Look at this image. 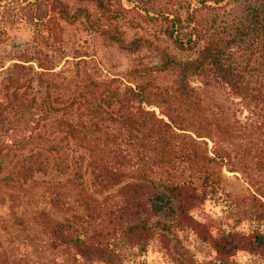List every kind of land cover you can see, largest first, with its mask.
<instances>
[{
	"label": "trees",
	"instance_id": "16d2710c",
	"mask_svg": "<svg viewBox=\"0 0 264 264\" xmlns=\"http://www.w3.org/2000/svg\"><path fill=\"white\" fill-rule=\"evenodd\" d=\"M0 4L36 30L24 47L0 57V129L24 142L17 149L0 139L7 187L25 190L43 180L56 206L73 199L93 219L114 197L110 223L125 244L145 252L157 232L195 225L192 211L206 198L195 177L208 164L225 162L242 175L264 171V0ZM54 15L85 36L58 45ZM110 48L140 61L118 73L104 59ZM234 144L250 166L232 161L226 145ZM40 216L55 245L88 260L118 261L114 249L70 222ZM214 247L208 264H233L240 249L264 252V232L223 231ZM0 264H10L1 249Z\"/></svg>",
	"mask_w": 264,
	"mask_h": 264
},
{
	"label": "rangeland",
	"instance_id": "374dc122",
	"mask_svg": "<svg viewBox=\"0 0 264 264\" xmlns=\"http://www.w3.org/2000/svg\"><path fill=\"white\" fill-rule=\"evenodd\" d=\"M193 1L160 0L159 5L175 3L186 7ZM125 5L127 6L126 2ZM53 17L61 28L58 29V45L65 44L67 39H74V35L85 36L75 25L60 19V15ZM55 19L52 20L53 24ZM35 34L34 27L12 12L4 10L0 4V57L12 47H24ZM73 42L76 46L79 40ZM103 55L104 59L112 62L110 64H113L118 73L130 71L140 61L134 55L118 53L114 48L104 50ZM68 66L71 67V63ZM151 109L156 113L160 112L157 107ZM10 135L6 128L0 129L1 140L9 145L15 144L14 148L17 149L24 145L21 136L12 138ZM212 146L213 143L209 141V148ZM228 149H231L232 161H242L244 167L251 165L249 158H242L243 147L237 144L226 145V150ZM232 161L230 165L233 164ZM207 168L209 171L195 177L196 184L206 197L204 203L192 211L197 221L195 225L188 228L175 227L170 236L157 232L149 241L145 252L125 244L114 229V224L110 223V208L115 201L114 197L109 199L108 210L100 213L98 219H93L73 199L67 198L63 206H56L53 203V190L43 180L25 190H15L5 185L3 178L6 174L2 173L0 249L6 252L10 264H104L84 258L70 245H55L42 225L40 213L46 212L49 217L70 222L91 239L114 249L119 254V259L113 264H175V259H191L196 264H208L216 259L214 244L223 231L246 235L255 230L264 232V208L260 204V200H264V171L255 169L242 175L228 171L225 162L221 161L208 164ZM254 195L260 200H256ZM232 262L264 264V252L251 253L240 249L232 256Z\"/></svg>",
	"mask_w": 264,
	"mask_h": 264
}]
</instances>
